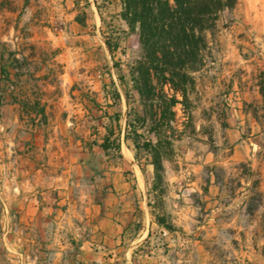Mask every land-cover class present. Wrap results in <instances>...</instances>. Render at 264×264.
<instances>
[{
	"label": "rangeland",
	"instance_id": "obj_1",
	"mask_svg": "<svg viewBox=\"0 0 264 264\" xmlns=\"http://www.w3.org/2000/svg\"><path fill=\"white\" fill-rule=\"evenodd\" d=\"M96 1L99 8L94 0H0L1 64L11 69L10 77L0 71V97L20 104L8 130L21 142L26 132L39 135V146L57 143L61 169L77 180L78 212L119 204L134 212L123 249L106 264H264V0H236L205 33L209 49L190 103L175 108L181 133L163 163L161 199L150 193L149 157L125 131L128 110L141 112L130 80L138 38L118 4ZM35 103L44 120L26 107ZM106 128L114 135L104 153ZM78 226L74 218L52 229L70 243L66 230ZM34 254L25 248L21 260ZM38 260L47 264L48 255Z\"/></svg>",
	"mask_w": 264,
	"mask_h": 264
},
{
	"label": "crops",
	"instance_id": "obj_2",
	"mask_svg": "<svg viewBox=\"0 0 264 264\" xmlns=\"http://www.w3.org/2000/svg\"><path fill=\"white\" fill-rule=\"evenodd\" d=\"M0 71L11 76V69L1 64V57ZM0 100V264H38L41 261L38 259L46 255L47 264H106L112 261V253L123 249L121 246L135 226L134 212L121 204L117 209L104 207L108 212L90 207L78 212V200L73 196L77 180L70 175L69 169H61L60 155L52 146L57 143L48 141L39 146V135L26 132L20 136L23 142L18 141L17 135L8 128L18 122L16 113L20 104L5 96ZM20 145L23 147L19 148ZM129 197V193L121 196ZM74 218L81 219L83 226L72 228L71 232L66 230L70 233V243H66L58 238L65 233L58 235V228L54 233L52 228ZM81 233L86 235L79 242L77 237ZM134 234L129 239L131 244L140 231ZM51 235L54 238L51 239ZM25 248L37 252L27 263L21 260ZM74 250H77L75 255L71 254ZM124 250L126 257L129 248Z\"/></svg>",
	"mask_w": 264,
	"mask_h": 264
},
{
	"label": "trees",
	"instance_id": "obj_3",
	"mask_svg": "<svg viewBox=\"0 0 264 264\" xmlns=\"http://www.w3.org/2000/svg\"><path fill=\"white\" fill-rule=\"evenodd\" d=\"M102 1L118 4L119 18L138 38L140 57L130 66V80L141 112L128 110L125 131L133 137L135 150H142L149 157L153 171L150 193L161 199L165 190L163 163L174 157L173 144L181 133L174 125L175 108L181 105L184 109L190 103L188 96L195 85L193 73L204 66L209 49L205 33L216 28L221 13L232 9L236 0ZM94 4L99 8L96 0ZM107 46L111 49L108 43ZM125 98L129 108L128 94ZM37 106L36 103L26 105L44 120L45 112L41 108L36 110ZM114 119L118 124L119 116L115 115ZM113 135L106 128L100 144L104 153ZM115 150L120 151L118 144ZM151 215L158 226L172 231L164 216L154 212Z\"/></svg>",
	"mask_w": 264,
	"mask_h": 264
}]
</instances>
